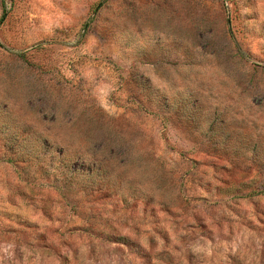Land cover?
I'll use <instances>...</instances> for the list:
<instances>
[{"label":"rangeland","instance_id":"1","mask_svg":"<svg viewBox=\"0 0 264 264\" xmlns=\"http://www.w3.org/2000/svg\"><path fill=\"white\" fill-rule=\"evenodd\" d=\"M0 264H264V0H0Z\"/></svg>","mask_w":264,"mask_h":264}]
</instances>
